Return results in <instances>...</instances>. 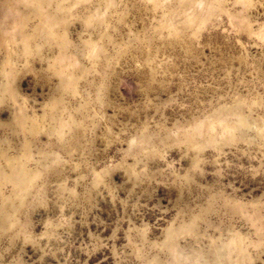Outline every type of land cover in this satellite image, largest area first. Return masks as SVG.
<instances>
[{"label": "rangeland", "instance_id": "obj_1", "mask_svg": "<svg viewBox=\"0 0 264 264\" xmlns=\"http://www.w3.org/2000/svg\"><path fill=\"white\" fill-rule=\"evenodd\" d=\"M0 264H264V0H0Z\"/></svg>", "mask_w": 264, "mask_h": 264}]
</instances>
